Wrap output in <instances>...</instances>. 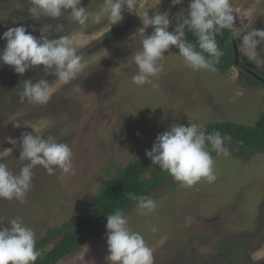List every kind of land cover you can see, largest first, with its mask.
<instances>
[{
	"label": "rangeland",
	"instance_id": "374dc122",
	"mask_svg": "<svg viewBox=\"0 0 264 264\" xmlns=\"http://www.w3.org/2000/svg\"><path fill=\"white\" fill-rule=\"evenodd\" d=\"M187 0L173 5L172 0H140L155 11H167L171 24L187 10ZM103 0H82L90 16L85 35L67 18H30L31 0H0V35L12 27L23 26L39 38V29L52 27L50 39L73 35L78 54L85 57V71L73 84H61L54 75H45L43 66L29 68L23 75L0 63V161L18 173L27 163L19 159L20 137L25 133L53 136L68 144L73 152L74 174L59 169L49 175L42 167L34 168L27 203L0 199V227L20 217L36 233L37 239L48 229L64 223L76 224L83 205L115 175V169L145 157L157 135L173 124L229 121L254 127L264 113V84L255 82L244 70L233 66L225 73L187 67L174 47L164 53L163 71L151 85L136 86L132 76L137 67L132 55L140 47V19L124 12L115 25L95 13ZM239 9L235 27L242 32L264 29V0H231ZM191 3V2H190ZM253 14L247 15L246 10ZM63 25L57 31V25ZM149 27L145 35H151ZM239 60L246 59L254 72L264 75V43L258 45L259 58L249 59L235 39ZM6 41L0 40V49ZM45 79L52 84L51 99L38 105L21 101L23 81ZM13 140L16 143H13ZM228 146V145H227ZM231 155L215 158L217 180L201 181L185 187L169 179L148 189L157 202L155 212L140 214L136 205L126 213L131 230L143 235L153 248L154 264H264V151L248 154L238 145L228 146ZM144 176L153 178V171ZM155 225L158 232L150 229ZM68 230H71L69 228ZM57 240L43 250L49 251ZM87 246V252L82 249ZM84 253V255H83ZM106 227L95 238L57 264H107Z\"/></svg>",
	"mask_w": 264,
	"mask_h": 264
},
{
	"label": "clouds",
	"instance_id": "9594fccd",
	"mask_svg": "<svg viewBox=\"0 0 264 264\" xmlns=\"http://www.w3.org/2000/svg\"><path fill=\"white\" fill-rule=\"evenodd\" d=\"M173 5L182 0H172ZM82 0H31L27 12L31 19L42 17L59 19L67 13V18L79 26L78 35H85L90 16L93 13L82 7ZM149 7L140 4V0H103L95 15L106 18L111 25L122 21L123 13L137 16L142 27L137 30L143 38L140 47L132 55V62L137 72L132 76L136 86L151 85L159 88L155 81L163 71L165 52L170 47L178 50L187 67L193 71L204 70L209 73L217 71L223 50L217 43L216 36L224 30L231 32L233 39L240 40V46L249 59L259 58L258 45L264 43V29L251 28L241 31L235 27L239 9L234 8L231 0H191L187 10L176 16V26L169 31L171 20L167 11L153 12L149 16ZM246 10L247 15L253 14ZM153 29L151 35H145L146 29ZM52 27L42 26L37 38L25 27L9 28L0 35L6 46L0 49V63L11 66L15 73L23 75L29 68L43 66L45 75H54L58 83L67 85L85 71V57L78 54L73 35H60L50 39ZM57 31L63 25L56 26ZM186 32H191L196 43L186 39ZM197 48L199 50H197ZM19 97L29 103L44 105L51 99L52 84L45 79L36 83L23 81L19 86ZM75 90H81L73 84ZM231 137L220 131L207 132L202 124H173L168 130L157 135L151 150L145 156L152 165L166 171L176 182L190 187L198 182L211 184L217 180L215 158L231 155L227 142ZM13 143H16L13 140ZM210 146V148H209ZM19 159L27 161L18 173L11 171L7 163L0 161V199L16 200L27 203V193L32 188L34 168L42 167L49 175L59 169L63 174H74L72 148L55 137L25 133L20 137ZM128 199L136 202L140 214L149 216L157 208V202L151 195L137 196L128 193ZM107 264H154L153 248L143 235L131 230L129 218L117 209L106 217ZM150 231L155 234L158 227L153 225ZM37 237L34 230L26 225L20 217L9 221V226L0 227V264H35L41 253L36 248ZM87 252V246L82 248ZM83 253V255H84Z\"/></svg>",
	"mask_w": 264,
	"mask_h": 264
},
{
	"label": "trees",
	"instance_id": "16d2710c",
	"mask_svg": "<svg viewBox=\"0 0 264 264\" xmlns=\"http://www.w3.org/2000/svg\"><path fill=\"white\" fill-rule=\"evenodd\" d=\"M186 4L189 5L190 2L186 1ZM185 35L188 41L196 43V38L191 32H186ZM216 39L224 52L217 65V71L225 73L234 66L231 32L224 30L217 34ZM175 50L178 53L176 48ZM197 50L199 49L197 48ZM241 64L251 72L255 71L254 66L249 64L246 59L242 58ZM254 73L264 79V75ZM250 78L255 82L262 83L252 76ZM205 128L209 133L220 131L231 137L227 145H238L243 154L264 151V113L255 122L254 127L224 121L209 124ZM154 168L156 169L153 171V178L145 179L144 176ZM114 171L115 175L110 181L104 184L99 192L79 210L76 224L67 222L60 227L48 229L45 236L37 239L36 248L41 255L35 264H57L89 240L98 236L106 227L107 215L114 213L117 209L126 214L132 206L136 205L135 201L128 199V193H135L137 196L145 195L148 189L162 185L170 177L166 171L152 165L151 160L146 156L137 158L125 167L117 168ZM69 228L71 230H68ZM53 240H57L56 243L49 251L45 252L43 249Z\"/></svg>",
	"mask_w": 264,
	"mask_h": 264
},
{
	"label": "water",
	"instance_id": "95a60500",
	"mask_svg": "<svg viewBox=\"0 0 264 264\" xmlns=\"http://www.w3.org/2000/svg\"><path fill=\"white\" fill-rule=\"evenodd\" d=\"M187 1L191 2V0H187ZM231 40H232L233 49H234V65L237 66L238 68H241L242 64L240 63V60H239V52H238V49H237V45H236L235 39H233L232 36H231ZM247 72L251 76H253L254 78H256L257 80L261 81L264 84V79L258 77L256 74H254L253 72H250L249 70H247Z\"/></svg>",
	"mask_w": 264,
	"mask_h": 264
},
{
	"label": "flooded vegetation",
	"instance_id": "af4514ba",
	"mask_svg": "<svg viewBox=\"0 0 264 264\" xmlns=\"http://www.w3.org/2000/svg\"><path fill=\"white\" fill-rule=\"evenodd\" d=\"M240 69H242V70H244L247 74H249L248 72H247V68L246 67H244L243 65H242V67L240 68ZM250 71V70H249ZM251 72V71H250ZM254 73V72H253ZM255 74V73H254ZM253 77V76H252Z\"/></svg>",
	"mask_w": 264,
	"mask_h": 264
}]
</instances>
